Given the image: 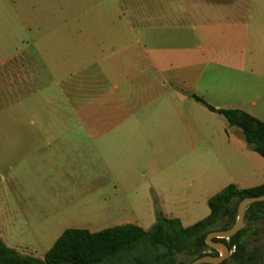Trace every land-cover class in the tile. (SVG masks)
Instances as JSON below:
<instances>
[{
	"label": "rangeland",
	"instance_id": "1",
	"mask_svg": "<svg viewBox=\"0 0 264 264\" xmlns=\"http://www.w3.org/2000/svg\"><path fill=\"white\" fill-rule=\"evenodd\" d=\"M235 32L248 36L255 56L229 54L224 40L202 38ZM5 36L12 53L24 49L31 36L77 37L76 111L62 100V127L75 128L78 144L86 146H78L71 160L62 155L59 164L42 168L44 184L26 180L29 197L21 206L6 199L2 180L10 171L0 165V215L7 217L8 209L15 215L19 207L26 215L7 219L21 236L20 254L42 259L73 226L98 232L129 222L149 230L160 213L189 227L209 214L207 200L228 185L226 172L238 175L249 164L233 143L248 148L240 131L196 98L224 110L244 104L264 123V0H0V59ZM134 36H141V45ZM112 48L117 53L108 64L123 62L128 85L115 73L102 75ZM135 51L140 69L131 70ZM85 63L90 65L81 71ZM132 96L150 100L151 116L121 122L117 101ZM127 131L141 137L122 140ZM105 136L111 143L102 149ZM13 175L20 178L21 170L14 168ZM251 214L256 219L241 236L246 264H264V204ZM129 257L124 254L121 264ZM175 260L186 264L190 258L179 254Z\"/></svg>",
	"mask_w": 264,
	"mask_h": 264
},
{
	"label": "crops",
	"instance_id": "2",
	"mask_svg": "<svg viewBox=\"0 0 264 264\" xmlns=\"http://www.w3.org/2000/svg\"><path fill=\"white\" fill-rule=\"evenodd\" d=\"M236 1L242 2L243 0ZM232 20L235 26L240 24L236 17H233ZM134 37L137 44L141 45L143 41L141 36ZM149 37L150 41L154 40H151V36ZM202 38L213 39L217 44L224 40L228 44L229 54H239L244 57L247 53L253 55L255 52L252 51L254 47H252L253 44H250L248 36L238 35L236 32L231 36H202ZM81 41L86 42L87 39L82 38ZM25 44L24 49L12 53L11 38L10 36L8 38L5 36L3 41L4 48L1 51L3 57L0 59V165L10 171V178H2V181L5 182V196L8 202L15 205L13 200H16L20 204L19 206L28 201V192L23 188L26 180L31 184H44V179L40 176L41 169L59 164L62 155L67 160H71V154L77 152L78 146L82 147L83 145L78 144L79 135L75 128L62 127V100L64 105H67L70 110L76 111V100L74 97L78 89L75 81L78 74L76 60L78 52L77 37L31 36L30 41ZM257 47L260 49V45ZM128 49L129 46L126 45L122 51H127ZM122 51L120 50L119 52ZM116 53L115 48L107 49V53L104 56L107 64L103 68L102 75H107L109 72L115 73L116 78L122 84L124 83L123 85L125 86L129 84L131 79L125 74L123 62H117L116 65L108 64V61L114 58ZM130 61L131 63L128 64L131 70L140 69V51L133 52ZM89 65V63L83 64L81 71H86ZM254 69V66H252L249 72L253 73ZM204 100H201L202 102L200 103L205 107L209 106ZM101 105H103V102H101ZM149 105L150 100L141 102V99L135 96L131 98L123 97L117 101L118 120L128 122L137 118H149L151 116V114H147ZM244 106V104H241L230 110H240L252 117H256ZM213 108L216 110L221 109L218 106ZM64 116L65 120H67L66 117L69 115L65 113ZM256 118L261 120L258 117ZM84 136L88 138L89 133L85 132ZM143 136L146 137L145 134ZM120 137H122V140L131 139L132 142H136L141 135L139 131H127L122 132ZM110 143L109 136H105L104 140L102 138V149H107ZM233 143H236L238 148L241 149L249 164L242 167V172L238 175L234 176L226 172L230 180L228 185H235L238 189H248L263 184L264 160L257 153L255 154L258 156L249 155L248 150H246L248 148L239 141L233 140ZM14 168L21 170L20 178L14 177ZM23 168H27L24 169L26 171ZM7 185L12 186L11 191L7 189ZM11 216L15 218L16 216L20 218L26 217L20 207L15 215L9 209L7 217L0 215V239L7 248L20 254L17 248L22 249L23 247L19 242L21 236H17L16 228L9 229L7 224V219L11 218ZM124 224L133 223H118L115 226ZM68 229L86 230L73 226L67 227L63 232ZM6 242H9V246L6 245Z\"/></svg>",
	"mask_w": 264,
	"mask_h": 264
},
{
	"label": "trees",
	"instance_id": "3",
	"mask_svg": "<svg viewBox=\"0 0 264 264\" xmlns=\"http://www.w3.org/2000/svg\"><path fill=\"white\" fill-rule=\"evenodd\" d=\"M196 100L202 102L199 98ZM206 107L223 116L229 126L237 128L247 147L264 160L263 122L240 110ZM261 195H264V183L248 189L228 185L208 199L209 214L189 227H183L176 218L159 213L149 230L134 224L119 225L95 233L68 229L42 259L22 256L7 248L0 239V264H121L124 254L131 256L126 264H176L175 257L179 254L188 256L190 261L186 264H190L211 250L205 245L207 234L232 227L237 217V207L243 199ZM261 204L264 202L250 205L246 209L243 228L229 240H222L232 253L221 264H246L241 236L246 224L256 219L251 214L252 207ZM158 249L163 251L158 252ZM138 250V257H132Z\"/></svg>",
	"mask_w": 264,
	"mask_h": 264
},
{
	"label": "water",
	"instance_id": "4",
	"mask_svg": "<svg viewBox=\"0 0 264 264\" xmlns=\"http://www.w3.org/2000/svg\"><path fill=\"white\" fill-rule=\"evenodd\" d=\"M264 195L243 199L237 207V217L231 228L221 231H213L205 237V245L211 250L219 252V255H204L193 260L190 264H221L230 256V250L222 240L234 237L244 226L246 209L255 203H263Z\"/></svg>",
	"mask_w": 264,
	"mask_h": 264
}]
</instances>
